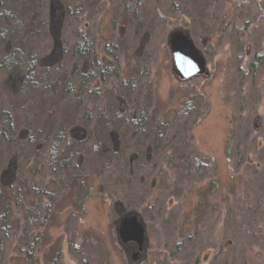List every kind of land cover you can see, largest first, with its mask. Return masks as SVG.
<instances>
[{
    "label": "trees",
    "instance_id": "trees-1",
    "mask_svg": "<svg viewBox=\"0 0 264 264\" xmlns=\"http://www.w3.org/2000/svg\"><path fill=\"white\" fill-rule=\"evenodd\" d=\"M102 6L108 36L99 51L92 13ZM171 7L182 8L191 22L170 29L167 42L179 31L198 48L196 41L221 27L237 30L242 22L249 36L254 25V52L246 48V57L252 53L247 64L242 57L237 62L243 76L264 81V0L232 5L229 22L222 0H105L103 5L102 0H0V264H32L43 242L40 230L55 214L52 202L66 190L82 205L97 186L103 198L105 193L112 198L116 225L137 217L146 229L136 208L163 188L158 177L173 176L187 189L186 182L204 180L215 168L192 134L202 96L163 115L149 114L152 87L145 51L155 47L150 45L153 31L165 22L162 12L173 14ZM122 26L128 32L118 36ZM122 52L128 59L124 70ZM231 129L227 155L237 164H250L245 153L236 152L240 135ZM36 174L41 176L37 184ZM246 195L239 205L240 228L216 254L223 264H239L233 245L242 229L255 232L264 244V178ZM13 203L22 215L16 243ZM153 203L156 211L163 204L158 198ZM66 214L68 221L77 215L70 208H64ZM116 235L121 245L128 244ZM195 240L188 235L176 249ZM69 249L80 264L94 263L96 250L88 241L71 240ZM143 249L134 253L135 261ZM57 251L49 264H60Z\"/></svg>",
    "mask_w": 264,
    "mask_h": 264
},
{
    "label": "rangeland",
    "instance_id": "rangeland-1",
    "mask_svg": "<svg viewBox=\"0 0 264 264\" xmlns=\"http://www.w3.org/2000/svg\"><path fill=\"white\" fill-rule=\"evenodd\" d=\"M245 1L251 3L253 0H222L221 12L227 16V22L232 17V5ZM161 15L165 22L155 26L150 43L155 47L145 51L152 87L149 114L163 115L180 102L198 97L200 101L202 96L201 111L195 118L192 134L198 150L215 163V168L204 180L186 182V187L190 185L187 189L176 184L173 176L164 181L162 177L157 178L163 188L155 189L149 200L136 208L147 225V241L137 261L132 256L141 246L132 242L119 243L116 234L119 235L121 225L115 224L112 198L107 193L103 198L101 190L95 186L94 196L81 205L77 202V195L73 196L67 190L62 192L52 202L55 210L52 220L40 230L43 242L32 264H49L57 249L60 250V264H80L70 252L71 240L79 245L88 241L96 250L95 264H223L222 258L218 259L216 254L225 238L233 237L240 228L243 213L239 205L248 190L261 187L264 178V81L243 76L237 62V57H242L241 62L247 64L248 57L254 52L256 31L253 25L249 36L245 35L242 30L244 23L241 22L239 30L221 27L213 36L196 41L206 60L207 73L182 80L175 71L166 33L185 26L186 21L191 22V16L182 8L173 9V14L162 12ZM92 18L97 27L99 51H102L108 36L109 20L103 6L102 10L92 13ZM118 30V36L128 32L123 26ZM246 48H251L252 52L247 57ZM120 56L124 70L128 59L123 52ZM231 128L237 129L240 135L236 152L239 155L245 153L244 159L249 158L250 164H237L233 156L227 155ZM38 178L41 176L34 175L35 184ZM156 198L163 203L159 211L152 206ZM13 205L16 243L22 227V215L20 208L15 203ZM64 208L65 211L70 208L77 214L76 217L68 221ZM83 211L84 214L80 215ZM188 235H195L196 240L177 250L178 242ZM228 248L227 245L225 249ZM233 248L239 264H246V260H250L249 264H264V244L255 237V232L251 235L248 230L242 229V235H236Z\"/></svg>",
    "mask_w": 264,
    "mask_h": 264
},
{
    "label": "water",
    "instance_id": "water-1",
    "mask_svg": "<svg viewBox=\"0 0 264 264\" xmlns=\"http://www.w3.org/2000/svg\"><path fill=\"white\" fill-rule=\"evenodd\" d=\"M170 49L172 51L175 71L182 80L207 73V63L193 40L175 31L171 34ZM119 237L124 243H137L142 249L146 241V229L137 217H126L121 223Z\"/></svg>",
    "mask_w": 264,
    "mask_h": 264
}]
</instances>
